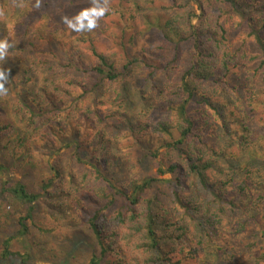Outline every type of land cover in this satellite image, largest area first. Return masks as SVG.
<instances>
[{
	"label": "trees",
	"instance_id": "1",
	"mask_svg": "<svg viewBox=\"0 0 264 264\" xmlns=\"http://www.w3.org/2000/svg\"><path fill=\"white\" fill-rule=\"evenodd\" d=\"M12 1L8 0V8H5L10 14L17 7ZM193 1L204 13V2L209 0ZM215 1L220 4L219 12L226 11L230 18H238L236 24L242 38L225 51L205 43L202 35L191 33L194 46L188 65L179 82L174 83V87H168L172 89L163 100L171 118L154 125H141L143 129L151 127L152 132L157 134V146L150 151L154 158H159L155 176L117 180L102 168L103 163L109 162L104 155L100 158L87 157L90 169L84 168L76 176L68 174V181L79 198L74 202L67 194V209L72 208L70 211L77 213L81 219L77 212L80 202L88 201L94 207L88 213L82 205L83 222L97 245V252L91 254L88 264H230L225 249L216 245L211 253L202 246L201 238L211 239L223 227L231 229L233 234L252 230L254 239L250 247L264 242V147L261 144L250 147L256 137L251 125L257 127V123L261 122L264 127L261 116V112L264 113V0ZM43 5L50 13V3L46 1ZM89 6L85 4L83 7ZM51 24L52 31L63 28L61 21H56L53 16L45 17L39 28L42 30ZM133 27L130 24L125 28ZM25 28L28 30L29 26ZM221 29L225 30L224 27ZM33 31L38 34V30ZM207 34L210 37V33ZM88 36L82 35V40L88 44L93 64L85 65L81 61L80 47L73 51L64 48V44L60 49L63 60L50 62L46 58L41 61L48 70L61 68L63 72L94 77L93 82L89 84L87 81L86 85L69 80V85H76L75 89L80 90L82 95L96 93L103 82L118 79L125 74L129 64L117 70L108 56L95 45L94 37ZM163 36L173 44L182 40L180 37L177 42L173 41L165 33ZM128 38L134 39L132 35ZM29 45L35 48L32 42ZM175 46L172 49L168 45H159L156 53H151L155 58L151 63H147L143 59L145 53H141L147 76L166 70L171 60L161 66L157 58L165 60L170 54L174 55ZM84 47L86 50L85 44L82 49ZM121 50L126 51V44ZM249 54H252V59ZM251 61H256L255 68L251 67ZM25 80L30 79H21L22 82ZM65 89L57 86L53 93L45 86L41 92L27 90L24 93L20 90L15 94L17 104L13 110L30 126L33 122L38 127L47 126L41 136L48 138L46 142L56 140L57 135L68 126L57 123L56 113L53 115L57 104H62L63 110L73 107L69 98L74 89ZM164 91L163 87L159 93L165 96ZM72 101L75 103L76 99ZM230 102H233L232 105ZM237 102L239 105H236ZM229 104L232 110L227 113L225 108ZM193 106H197L196 110ZM16 133L13 124L0 117V175L6 169L1 161L2 141L7 136H16ZM20 139L21 136L18 141ZM74 143L78 155L81 146ZM161 148L165 149V158L159 157ZM110 160L116 161V158ZM48 166L52 174L39 184L40 192L28 191L21 182L3 180L1 183L0 193L4 201L0 203V215L16 218L20 236L30 231L28 221L33 218L37 200L41 196L52 200L49 189L54 185L56 188L58 182L63 181L60 178L62 172L56 165ZM164 175L169 177L161 179L160 176ZM162 182L165 183L164 191L160 187ZM58 202L64 204L60 199ZM116 203H119L118 207L114 206ZM195 232L199 238L197 244L193 243ZM164 240L171 241L173 247L164 251ZM10 244V237L2 241L1 260L8 261L16 255L25 264L28 255L14 252ZM257 254L255 263L264 264V250Z\"/></svg>",
	"mask_w": 264,
	"mask_h": 264
},
{
	"label": "rangeland",
	"instance_id": "2",
	"mask_svg": "<svg viewBox=\"0 0 264 264\" xmlns=\"http://www.w3.org/2000/svg\"><path fill=\"white\" fill-rule=\"evenodd\" d=\"M46 1L50 3V13L46 10L48 7L43 5ZM187 2L188 0H110V11L100 21L98 29L90 33H75L66 28L62 17L68 14V17L74 16L85 4H90L89 0H42L39 10L33 7L35 0H24L25 6L16 7L12 14L5 10L8 8V0H0V9L5 13L4 18L0 19V39L7 38L15 45L9 50L10 55L6 62H0V67L11 69L9 81L5 85L9 92L7 96L0 97V117L8 119L13 124L15 133L17 132L16 136H7L2 141L1 161L6 169L0 175V187L3 180H8L23 183L30 192H40L39 184L44 179H49L52 174L48 164H55L62 172L60 178L63 179L58 182L56 188L54 185L49 189L52 200H45L42 196L37 200L33 218L28 221L30 231L27 235H18L15 217L6 218L0 215V249L2 241L10 237L11 250L28 255L25 264H88L91 254L97 252V245L83 222V207L88 213L94 207L88 201L80 202V210H76L82 220L78 218L77 213L70 211L72 208L67 209V194L69 200L74 202L79 198L68 181V174L73 173L76 176L81 174L84 168L90 169L87 157L100 158L104 155L109 162L103 163L102 168L117 180L155 176L159 158H154L150 151L157 146V134L152 132L151 127L143 129L141 125H154L171 118L167 103L163 100L172 89L168 87H174V83L179 82L188 65L187 61L194 46L191 33L202 35L201 39L205 43L212 47L219 46L225 51L242 38L236 24L238 18H230L226 11L219 12L220 4L215 0L204 2V13H201L195 1ZM13 4L15 7L16 4ZM49 16L61 21L63 28L52 31L51 24L41 30L39 26L43 25V19ZM21 23L23 24L20 25ZM130 24L134 25L133 29H126ZM26 25L29 26L28 30ZM35 29L38 34H34ZM62 30L64 31L61 32ZM164 33L173 41L177 42L180 37L182 40L173 44L164 38ZM84 34L94 37L95 45L108 56L117 70L129 64L125 74L118 79L103 82L96 93L82 95L80 90L75 89L76 85H69V80L74 79L81 82L80 85H86L87 81L89 84L93 82L94 77L84 73L78 76L71 71L63 72L61 68L48 70L41 61L46 58L50 62L62 59L60 49L64 44V48L73 51L80 47L78 51L81 53V61L85 65L93 64L94 58L90 55L88 44L82 40ZM129 35L134 39L128 40ZM178 35L180 36L177 39ZM30 42L35 48L29 45ZM83 44L87 46L86 50L85 47L82 49ZM124 44L126 51L121 50ZM159 45H168L172 49L176 45V52L165 60H159L158 57L157 62L161 66H165L168 59L171 62L166 65L165 71L147 76L141 53H145L143 59L151 63L155 59L151 53L155 54ZM251 55L248 57L252 59ZM255 62L251 61L252 68L256 67ZM240 71L244 73V69ZM23 77L30 80L23 83ZM45 86L50 92L57 86L62 89H74L69 98L70 106L73 107L63 110V105L57 104L53 112V115L56 113L57 123L68 125L53 142H46L48 138L41 137L47 126L38 127L34 122L33 126H30L13 110L17 104L14 99L17 92L33 90L37 93ZM163 87L165 96L159 93ZM73 99H76L75 103ZM232 103L230 102L231 105ZM230 104L225 108L227 113L232 110ZM236 105H239V102ZM196 107L193 106V109L196 110ZM261 116L264 118V113L261 112ZM251 126L256 137H253L254 141L250 147L258 144L264 147L262 123L258 122L257 127ZM74 142L81 146L78 155L75 153ZM164 150L161 148L160 158L167 156ZM112 158H116V161L110 160ZM210 176L215 178L211 173ZM168 177L160 176L161 179ZM164 185L163 182L160 184L162 190L165 189ZM58 199L64 204H60ZM2 201L4 198L0 193V203ZM119 203L114 206L118 207ZM197 235L196 232L193 235L195 244L199 239ZM253 239L252 230L233 234L231 229L229 231L225 227L219 229L217 235L211 239L201 238L206 251L213 253L216 245L225 249L230 264H261L255 263V257L260 250H264V242L250 247ZM172 247L169 240L162 243L164 251ZM0 264L23 263L13 255L8 261L1 260L0 257Z\"/></svg>",
	"mask_w": 264,
	"mask_h": 264
},
{
	"label": "clouds",
	"instance_id": "3",
	"mask_svg": "<svg viewBox=\"0 0 264 264\" xmlns=\"http://www.w3.org/2000/svg\"><path fill=\"white\" fill-rule=\"evenodd\" d=\"M90 6L81 9L72 17L63 16L62 23L66 28L75 33H90L100 27V21L110 11V0H89ZM17 7L25 6L24 0H14ZM33 7L39 10L42 7V0H35ZM4 10L0 9V19L4 18ZM15 45L7 38L0 39V62H6L9 57V50ZM11 69L0 67V97L7 96L9 89L5 86L9 81Z\"/></svg>",
	"mask_w": 264,
	"mask_h": 264
}]
</instances>
